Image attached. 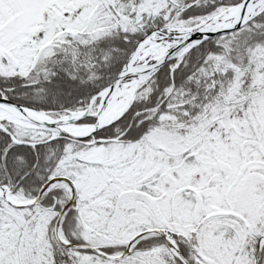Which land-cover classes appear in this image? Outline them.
Instances as JSON below:
<instances>
[{
	"label": "snow or ice",
	"instance_id": "obj_1",
	"mask_svg": "<svg viewBox=\"0 0 264 264\" xmlns=\"http://www.w3.org/2000/svg\"><path fill=\"white\" fill-rule=\"evenodd\" d=\"M0 264H264V0H0Z\"/></svg>",
	"mask_w": 264,
	"mask_h": 264
}]
</instances>
